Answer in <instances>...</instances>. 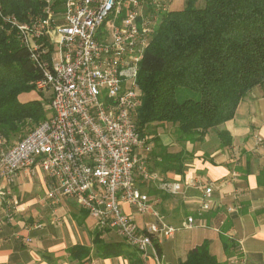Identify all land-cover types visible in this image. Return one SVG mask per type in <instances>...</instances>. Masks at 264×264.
<instances>
[{
    "label": "built area",
    "instance_id": "2783aa9c",
    "mask_svg": "<svg viewBox=\"0 0 264 264\" xmlns=\"http://www.w3.org/2000/svg\"><path fill=\"white\" fill-rule=\"evenodd\" d=\"M44 1L43 13L28 21L3 17L41 70L35 89L49 99L47 118L23 138H0V227L21 211L12 192L19 174L40 169L51 182L49 199L72 200L97 229L116 231L138 252L156 253L178 229L193 228L195 219L167 224L141 185L154 184L172 196L199 189L204 198L198 213L209 209L212 191L202 180L182 183L150 171L151 144L132 118L139 63L160 16L177 0H63L59 13L55 0ZM134 214L150 219L139 228Z\"/></svg>",
    "mask_w": 264,
    "mask_h": 264
},
{
    "label": "trees",
    "instance_id": "16d2710c",
    "mask_svg": "<svg viewBox=\"0 0 264 264\" xmlns=\"http://www.w3.org/2000/svg\"><path fill=\"white\" fill-rule=\"evenodd\" d=\"M63 0L53 9L62 10ZM44 0H0V138L13 143L47 118L49 94L35 89L41 70L16 32L3 20L13 15L28 21L41 15ZM264 83V0H186L180 9L163 13L139 63V104L132 118L140 137L151 144L148 168L163 175H182L192 156L187 143L202 142L208 132L231 119L241 99ZM171 128L164 144L157 128ZM227 137L225 131L218 133ZM224 145V143H223ZM141 185L151 194L155 188ZM129 245L104 243L95 237L100 257L123 254L129 264H143ZM83 258L89 251L69 249ZM160 257V248L156 246ZM175 264H227L204 241Z\"/></svg>",
    "mask_w": 264,
    "mask_h": 264
},
{
    "label": "crops",
    "instance_id": "0c3cea01",
    "mask_svg": "<svg viewBox=\"0 0 264 264\" xmlns=\"http://www.w3.org/2000/svg\"><path fill=\"white\" fill-rule=\"evenodd\" d=\"M220 131L226 132L224 142ZM160 133L163 143L169 144V133ZM186 148L192 156L184 173L165 176L182 183L190 178L210 183L209 209L198 213L204 198L199 189L189 187L183 196H172L151 184L149 189L156 192L148 194L150 203L167 224L178 226L192 215L195 226L178 229L159 244L160 257L150 248L145 253L128 249L135 250L143 264H175L207 241L220 262L264 264V83L241 99L231 119L210 130L202 142L187 143ZM50 183L40 169L31 176L19 174L12 192L21 211L0 227V264H129L123 254L97 255L96 234L104 243L127 244L116 231L97 229L95 219L72 200L49 199ZM123 208L131 211L127 205ZM134 219L142 228L150 217L134 214ZM74 246L86 248L88 255H70Z\"/></svg>",
    "mask_w": 264,
    "mask_h": 264
},
{
    "label": "rangeland",
    "instance_id": "374dc122",
    "mask_svg": "<svg viewBox=\"0 0 264 264\" xmlns=\"http://www.w3.org/2000/svg\"><path fill=\"white\" fill-rule=\"evenodd\" d=\"M185 3H186V0H177L173 5V9H180V8H183L185 6ZM203 4V0H196V5L197 6H200ZM104 28H101V30H103ZM47 104V102L44 103V106ZM165 131L167 133H169V131H171V128L168 126L167 128H157V132L158 134L160 132ZM161 134V133H160Z\"/></svg>",
    "mask_w": 264,
    "mask_h": 264
}]
</instances>
